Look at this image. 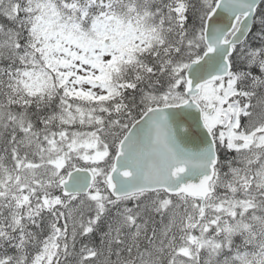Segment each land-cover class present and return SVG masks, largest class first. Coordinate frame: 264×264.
I'll return each mask as SVG.
<instances>
[{
  "label": "snow or ice",
  "instance_id": "6c2138e0",
  "mask_svg": "<svg viewBox=\"0 0 264 264\" xmlns=\"http://www.w3.org/2000/svg\"><path fill=\"white\" fill-rule=\"evenodd\" d=\"M0 264H264V0H0Z\"/></svg>",
  "mask_w": 264,
  "mask_h": 264
}]
</instances>
